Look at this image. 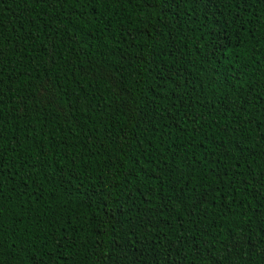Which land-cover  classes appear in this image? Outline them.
I'll list each match as a JSON object with an SVG mask.
<instances>
[{"label": "trees", "instance_id": "16d2710c", "mask_svg": "<svg viewBox=\"0 0 264 264\" xmlns=\"http://www.w3.org/2000/svg\"><path fill=\"white\" fill-rule=\"evenodd\" d=\"M0 133V264H264V0H0Z\"/></svg>", "mask_w": 264, "mask_h": 264}, {"label": "snow or ice", "instance_id": "6c2138e0", "mask_svg": "<svg viewBox=\"0 0 264 264\" xmlns=\"http://www.w3.org/2000/svg\"><path fill=\"white\" fill-rule=\"evenodd\" d=\"M165 3H167V0H164ZM205 4H207L209 7L211 6V4L214 2V0H204ZM238 2L240 3H246L247 0H238ZM159 6V5H156ZM0 135H2V133H0Z\"/></svg>", "mask_w": 264, "mask_h": 264}]
</instances>
